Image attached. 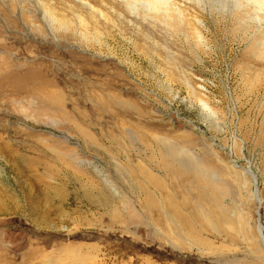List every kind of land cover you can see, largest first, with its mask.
<instances>
[{
  "label": "rangeland",
  "instance_id": "374dc122",
  "mask_svg": "<svg viewBox=\"0 0 264 264\" xmlns=\"http://www.w3.org/2000/svg\"><path fill=\"white\" fill-rule=\"evenodd\" d=\"M85 1L112 21L40 0L54 37L0 0V264H264V46L219 9L167 27Z\"/></svg>",
  "mask_w": 264,
  "mask_h": 264
},
{
  "label": "bare ground",
  "instance_id": "6f19581e",
  "mask_svg": "<svg viewBox=\"0 0 264 264\" xmlns=\"http://www.w3.org/2000/svg\"><path fill=\"white\" fill-rule=\"evenodd\" d=\"M34 1L41 7L42 9L41 11L43 13L42 18L46 21V23L45 21L44 23L46 24L47 28L50 29L51 35L56 37V33L58 31H63V32L68 31L70 24L68 25L66 21H63L64 19L61 20L58 17H56L55 14H53L54 12H51L47 7H44V5L40 2V0H34ZM73 1H75L76 3H79L80 5H82L84 8H86L90 12L97 14L99 18L104 19L107 22L112 21V16H114L115 9L112 10V12L110 11L103 12L100 9H95L96 7H94L92 4H90L89 2L85 0H73ZM115 1H118L122 4V7L125 9L124 14L129 16V18H133L134 20H141L142 22L153 24V25H161V26H167V27L173 25L176 22L182 25L185 24L186 22L185 10L186 9L188 10L187 8L188 3L194 4L196 8L201 9L203 11L209 8L211 14H213L217 9H219L223 12L229 13L231 16L236 17L237 20H240V23L245 28V32L247 34L252 32L254 36V40L252 41H257L259 46H261V49H259L260 50L259 52L260 53L263 52L262 47L264 46V0H184V4L182 5L180 4L178 5L176 4L177 2L175 3L170 0H115ZM124 14H122L121 12L119 16H117L119 20L120 21L128 20V23L130 25L132 24L134 25V21L128 19V17H126ZM79 21L80 23H83V20L80 19ZM198 22L201 26L206 25V21L203 19H199ZM200 31L197 32V37L199 40L202 39V34L200 33ZM72 32L74 35L77 34L75 31H72ZM81 35L85 38V34H81ZM36 76L37 77L35 79L37 80L33 82L35 85L49 83V81H46V77H43L42 73H39ZM26 86L28 87L29 84L28 82L25 81L23 85L20 84L18 87H21L20 89H24ZM28 89H31V88H28ZM90 140L93 143L92 139ZM160 144L164 145L165 142L163 140H160ZM165 150H166L165 151L166 154L164 153V157H169V158L172 157L171 159L176 160L179 164L180 169L184 171L185 173L190 171L189 173L192 172L197 177L201 176L202 178L204 177L209 178L208 174L204 173L201 169L198 168V166H190V165L187 166L183 161L179 160L177 158V156L180 155V151L178 149H174L172 147V149L170 150L167 147L165 148ZM249 173L255 178V176L252 174L251 171H249ZM210 179L213 180L211 177ZM156 184H158V182H156ZM146 205L149 206V208H153L155 207L156 202L148 201ZM133 206L134 205H131L130 203L126 206L127 209H129V219L131 220L135 219L134 213L136 211H135V207ZM163 216L170 217L167 212H163ZM180 222L184 223V219L182 217H180Z\"/></svg>",
  "mask_w": 264,
  "mask_h": 264
},
{
  "label": "water",
  "instance_id": "95a60500",
  "mask_svg": "<svg viewBox=\"0 0 264 264\" xmlns=\"http://www.w3.org/2000/svg\"><path fill=\"white\" fill-rule=\"evenodd\" d=\"M197 129H199V130H201V128L199 127V126H197ZM201 131H203V130H201ZM204 132V131H203ZM214 141H215V139H213Z\"/></svg>",
  "mask_w": 264,
  "mask_h": 264
}]
</instances>
